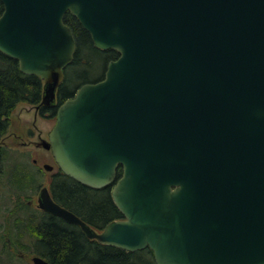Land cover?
Here are the masks:
<instances>
[{
	"label": "water",
	"instance_id": "95a60500",
	"mask_svg": "<svg viewBox=\"0 0 264 264\" xmlns=\"http://www.w3.org/2000/svg\"><path fill=\"white\" fill-rule=\"evenodd\" d=\"M0 2V51L43 80L40 104L73 59L66 12L118 53L58 105L45 145L64 174L111 185L123 217L96 231L45 186L42 210L156 264H264V0Z\"/></svg>",
	"mask_w": 264,
	"mask_h": 264
},
{
	"label": "trees",
	"instance_id": "16d2710c",
	"mask_svg": "<svg viewBox=\"0 0 264 264\" xmlns=\"http://www.w3.org/2000/svg\"><path fill=\"white\" fill-rule=\"evenodd\" d=\"M2 10L0 2V14ZM63 21L71 28L76 46L72 61L63 70L64 79L57 90L58 103L72 97L81 84L102 79L108 62L118 56L114 49L96 48L90 34L70 12L65 13ZM96 67L99 68V73L90 74ZM43 85L44 82L38 75L21 72L17 60L0 51V139L7 132L10 115L17 104L41 102ZM55 112L56 107L53 110ZM9 155V150L0 146V171L2 174L7 171L6 185L10 189L26 187L34 181V174L26 170L22 162L10 160L12 169H22L20 171L23 175L14 179V173L8 171ZM121 172V167H118L115 180L120 177ZM110 189L111 185L92 189L67 175L55 177L51 181L55 200L96 229L103 228L114 219L122 218L121 212L111 200ZM14 205L16 210L5 208L10 214L6 217V225L3 224L6 233L1 235L4 239L0 244V264H17V260L22 261V257L15 256L10 247L15 245L17 249L18 246L26 249L28 244H32V248L29 246L28 249L31 253L42 256L52 264H156L148 246L127 251L87 238L80 228L42 211L32 213L27 210L20 214V210L29 208L21 199L20 193H16ZM16 237L22 238L18 241V246L15 244ZM26 237L31 239L30 243L25 241Z\"/></svg>",
	"mask_w": 264,
	"mask_h": 264
},
{
	"label": "rangeland",
	"instance_id": "374dc122",
	"mask_svg": "<svg viewBox=\"0 0 264 264\" xmlns=\"http://www.w3.org/2000/svg\"><path fill=\"white\" fill-rule=\"evenodd\" d=\"M99 71H100L99 68L96 67L90 74L95 75L99 73ZM33 122H35L36 126L32 125ZM53 123H54L53 118L45 119L39 116H37L34 121V110H33V106L30 103L23 102V103H19L16 105V107L14 108V110L12 111L10 115V125L7 129V132L2 137V139H4L2 145H4V147H6L10 153V155L7 157L8 160L6 159L10 164L8 166V171L10 173L12 172L14 173V179L20 178L23 175L22 172L20 171L22 169L20 170L18 168L12 169L10 160H12L13 162L14 160L16 162L17 161L22 162L26 170L33 172L35 168L31 163V158L33 157V152L31 151L39 150L38 148H36V146H34L33 141L36 140L38 132H40L41 136L45 138L47 132L51 129ZM28 127H32L33 129L32 131L34 132L32 133V135L30 133L29 134L26 133L17 139L13 138L11 135H8V133H10L13 130H16L18 133H22L23 131H26ZM46 161L49 162V160L47 159ZM43 170L44 171H42L40 175H38L36 180L28 183L26 187H23L21 189H15L14 187L13 188L11 187L10 189L6 185V182L8 181L7 179L8 174H6L7 171L5 170L3 174L1 173V176H0V204L4 205L5 208L11 207L15 201L16 193L17 194L20 193L21 199L24 201V203H26L28 199H33L34 201L33 202L34 204H32V206L28 205L29 206L28 209L20 210L21 211L20 214H22L24 211H27V210L31 211L32 213L35 211H40L37 208H35L37 192L39 191L41 184H44V185L48 184L47 183L49 179L48 175L49 173H51V171L47 172L45 169ZM7 216L9 217V215L7 214V211L5 210L3 214L0 215V222L4 225H6L5 221H6ZM5 230L6 228L3 230L0 229V244H1V241H3L4 239L1 235L6 233ZM21 240H22L21 237L20 238L16 237V240H15L16 246H18V241H21ZM30 240L31 239L29 237L25 238V241H27L28 243L31 242ZM29 246L30 248H32V244H28V246L26 247L27 250L20 249L19 246H18L19 249L11 250L14 253V255L16 253H20V256L22 257V261L17 260V264H32L31 256L33 255V253H31V251L28 250ZM15 256H18V255H15Z\"/></svg>",
	"mask_w": 264,
	"mask_h": 264
},
{
	"label": "flooded vegetation",
	"instance_id": "af4514ba",
	"mask_svg": "<svg viewBox=\"0 0 264 264\" xmlns=\"http://www.w3.org/2000/svg\"><path fill=\"white\" fill-rule=\"evenodd\" d=\"M63 102V101H62ZM60 103H58V101H57V96H56V98H55V100H54V104L53 105H45V104H41V105H39V104H31L32 106H33V110H34V121H35V118L37 117V116H39V117H41V118H53L54 119V121H55V113H53V110H54V107H58V105H59ZM54 124V123H53ZM33 126H36L35 125V122H33V124H32ZM53 126V125H52ZM52 128V127H51ZM33 129H32V127H28V129L26 130V131H23L22 133H18L16 130H13V131H11L10 133H8V135H11L13 138H20V136H22L23 134H26V133H30L31 135H32V133H34L33 131H32ZM51 130V129H50ZM50 130L47 132V134H46V137L44 138V137H42L41 136V133L40 132H38L37 133V137H36V140H34L33 141V144H34V146H36V148H38L39 150L38 151H31V152H33V157L31 158V163H32V165L34 166V168H35V170L32 172L33 174H34V179H32V180H36L37 179V177H38V175H40V173L42 172V171H44L43 169H45L47 172L48 171H51V173H49V175H48V184L47 185H44V184H41L40 186L41 187H43V186H46L47 187V189H48V191H49V193H50V195L52 196V198H54L53 197V194H52V191H51V181H52V179L53 178H55V177H59V176H61V175H65L62 171H61V169L59 168V166H58V164L56 163V161H55V159H54V157H53V154H52V151H51V149L49 148V147H47L46 145H45V141H47L48 140V134H49V132H50ZM2 139V138H1ZM0 139V140H1ZM3 140L4 139H2L0 142V146H4V145H2L3 144ZM46 159L47 160H49V162L48 161H46ZM45 165H48V166H50L51 167V169H46L44 166ZM0 176H1V171H0ZM76 181V180H75ZM86 186V185H85ZM40 187V188H41ZM88 187V186H87ZM91 188V187H90ZM93 189V188H92ZM94 189H96V188H94ZM99 189V188H98ZM40 190V189H39ZM38 193H39V191L37 192V196H36V203H35V208H37L38 210H40V211H42V212H44V213H47V214H49V215H52V214H50V213H48V212H46V211H44V210H42L39 206H38V201H37V198H38ZM54 200H55V198H54ZM112 200V199H111ZM34 201H33V199H28L27 200V204L29 205V206H32V204H34L33 203ZM60 205H62V204H60ZM5 210V206L4 205H2V204H0V215H2L3 214V212H4V210ZM10 209H13V210H16V205H14V203L12 204V206H11V208ZM8 215L10 214V213H7ZM52 216H55V215H52ZM56 217H58V216H56ZM58 218H60V217H58ZM61 219V218H60ZM63 220V219H62ZM0 225L2 226L0 229L1 230H3V229H5L4 228V225L0 222ZM71 225H74V226H76V227H78L79 228V226L78 225H76V224H71ZM96 229V228H95ZM102 229V228H101ZM101 229H96V230H98V231H100ZM11 248V250H17V248H15V245H13V246H11L10 247ZM15 255H18V256H20V253H16Z\"/></svg>",
	"mask_w": 264,
	"mask_h": 264
}]
</instances>
